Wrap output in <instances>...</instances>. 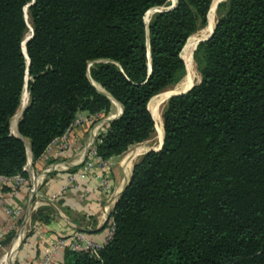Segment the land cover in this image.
<instances>
[{
    "label": "trees",
    "instance_id": "obj_1",
    "mask_svg": "<svg viewBox=\"0 0 264 264\" xmlns=\"http://www.w3.org/2000/svg\"><path fill=\"white\" fill-rule=\"evenodd\" d=\"M29 1L0 0L3 174H23L28 153L38 157L79 111L88 123L105 116L111 99L120 111L96 135V153L147 139L151 100L185 74L193 33L212 18V0H175L147 26L148 8L169 0ZM216 9L211 34L192 50L200 78L167 97L160 147L132 163L109 238L96 254L63 247L61 264H264V0ZM43 208L31 221L49 220Z\"/></svg>",
    "mask_w": 264,
    "mask_h": 264
},
{
    "label": "crops",
    "instance_id": "obj_2",
    "mask_svg": "<svg viewBox=\"0 0 264 264\" xmlns=\"http://www.w3.org/2000/svg\"><path fill=\"white\" fill-rule=\"evenodd\" d=\"M115 103V113H110V109L105 117L98 120L99 124L83 121L72 125L64 147H59V139L54 138L48 144V150L38 157L33 159L28 153L23 169L26 182L0 185V229L4 231L0 238L9 231L14 237L10 238L13 251H8L3 264H10L16 248L15 235L21 228L26 230L19 238L14 264H43L42 244L77 230L100 243L105 241L108 214L129 178L134 158L138 157L136 153L141 149L105 158L104 168L94 166L86 177L78 179L76 185H66V178L86 156L87 143L95 141L106 120L117 115L119 104ZM84 114V111H79L76 115ZM102 170L109 175V186L104 191L96 185V175ZM33 185L34 190L31 189ZM39 206L45 207L42 212L48 215V221H31V213ZM61 250L55 252L50 264H61Z\"/></svg>",
    "mask_w": 264,
    "mask_h": 264
},
{
    "label": "built area",
    "instance_id": "obj_3",
    "mask_svg": "<svg viewBox=\"0 0 264 264\" xmlns=\"http://www.w3.org/2000/svg\"><path fill=\"white\" fill-rule=\"evenodd\" d=\"M90 117V114H84L82 116L76 115L70 122L69 126L64 130V132L60 136H58L59 138L55 137V140L59 139V147H64L66 145V136L72 125L79 124L83 121H89ZM103 117H101V119ZM98 120H96L95 123L99 124ZM48 144L46 145L44 150H48ZM94 166L104 168L105 160L96 153L94 141H91L87 143L86 156L84 157L82 162L78 165L77 169L74 172L69 173V175L67 176L66 185H76L78 179L86 177ZM24 167L25 165L22 166V169H24ZM23 182H26V178L21 172H15L13 174L0 173V185L3 183L16 185ZM96 185L100 191H104L108 188L109 175L106 170H102L96 175ZM34 188L35 187L33 185L31 189L34 190ZM112 228V220L111 217H109L105 240L109 238ZM3 234L4 231L0 229V236ZM101 244L102 243L87 237L82 231L77 230L66 236H62L54 240L50 239L45 241V243L41 246L43 250L42 261L43 264H50L54 259L55 252L59 249H62L63 247H68L69 249H85L92 254H96V251L101 246Z\"/></svg>",
    "mask_w": 264,
    "mask_h": 264
},
{
    "label": "rangeland",
    "instance_id": "obj_4",
    "mask_svg": "<svg viewBox=\"0 0 264 264\" xmlns=\"http://www.w3.org/2000/svg\"><path fill=\"white\" fill-rule=\"evenodd\" d=\"M220 1H222V0H215L212 3V6H211V9H212V18H211L210 23L208 25L202 27V28L201 27L198 28L193 33L194 34L193 35V40L190 43V45L188 46L187 53H186L187 73L185 72V74L182 76V78L179 81H177L172 86H169L166 89H164L163 91H161L157 96H155L151 100V102L149 104V107H150V110L153 113V116H155V117L160 116L161 117V111H162V109L164 107V104L166 102V99H167V97L171 93L176 92V91H180L182 89H185L188 85H190L193 82L198 81V79L200 78L199 72L196 69V63H195V61H194V59L192 57V50L194 49L193 48L194 47L193 43L199 37V33H201V34L204 35L206 32H208V29L207 28L212 24V21H213V24H214V21L216 20L217 14H218V10L216 9V6H217V3L220 2ZM169 2H171V0H169ZM152 12H153V8H151L150 13H147L146 14L147 15V19L149 18V16L151 15ZM147 19L145 18V21H147ZM203 35H202L201 38H203ZM22 92L24 93L25 90H23ZM23 93H22V99H23ZM22 99H21V103H20L19 107L23 104V100L24 99L23 100ZM19 107H17V109H16L15 112H18L19 111ZM116 107H117L116 106V103L114 102L112 104L111 112L110 113H115V110H116L115 108ZM14 114H16V113H14ZM14 114L10 117L11 127H13L15 125L14 123L16 121ZM161 136H162V131L160 132V129L157 126H155L153 132L150 134V136L147 139L142 140V141L137 142V143H134V144H131V146H129V148H127L125 151H123V154H127V153H129L131 151L135 152L136 149H138L139 147H141V150L136 154V156H139L142 152H144L147 149L156 148L158 146V144H159V141H160ZM136 158H134V159H136ZM25 230L26 229H23L22 228L20 238L25 233ZM13 238L14 237H12V239ZM12 239L9 240L8 242H5L3 244L2 243L0 244V264H3L5 262V259L9 255L8 251L11 250L10 249V245H11L10 243H11ZM18 243H19V240H18V242L16 244L15 251L13 253L12 259L10 260V264H14V262H15L16 251L18 249Z\"/></svg>",
    "mask_w": 264,
    "mask_h": 264
},
{
    "label": "water",
    "instance_id": "obj_5",
    "mask_svg": "<svg viewBox=\"0 0 264 264\" xmlns=\"http://www.w3.org/2000/svg\"><path fill=\"white\" fill-rule=\"evenodd\" d=\"M32 0H30L28 3H30ZM174 1L175 0H171V2L168 4V5H166V6H164V7H162V6H160V7H157V6H154V7H150V8H148V9H150L151 10V8H153V11H156V10H161V9H166V8H169V7H171V6H173V4H174ZM211 3V2H210ZM209 7H210V5H209ZM148 9H146V10H148ZM209 9V8H208ZM145 10V11H146ZM24 11H25V6H24ZM208 11V10H207ZM207 15V14H206ZM24 17L26 18V13L24 12ZM143 20H144V18H143ZM148 20V19H147ZM216 21V20H215ZM215 21H214V23H215ZM145 22V21H144ZM145 26H147V21L145 22ZM213 26H214V24H213ZM213 26H212V28H213ZM29 28H30V32L28 33V34H25L24 35V37H23V39H22V41H21V47H22V51L24 52V55H25V57H26V71H27V65H28V59H27V55H26V53H25V41H26V39L31 35V32H32V30H31V26H29ZM212 28H211V30L209 31V33L206 35V36H204L203 38H200V39H198L197 41H199V40H202V39H205V38H207L210 34H211V32H212ZM189 36V35H188ZM197 41H196V43H197ZM195 43V44H196ZM194 47H195V45H194ZM193 47V48H194ZM185 64V63H184ZM199 80V79H198ZM26 82H27V75L24 77V87H23V89L27 92V90H26V87H25V84H26ZM92 83L96 86V87H98L93 81H92ZM194 83V82H193ZM193 83H191L190 85H188L185 89H183V90H180V91H176V92H173V93H178V92H183V91H185L186 89H188ZM99 88V87H98ZM100 90H103L101 87L99 88ZM105 93H107L105 90H103ZM173 93H171V94H173ZM112 101L114 100V99H111ZM26 101H27V98H26ZM26 101L19 107V114H20V112H21V110L23 109V107L25 106V104H26ZM115 101V100H114ZM119 111H120V106H119ZM119 111H118V113H119ZM117 113V114H118ZM19 114H18V116H19ZM116 116V115H115ZM113 117V116H112ZM16 123H17V120H16ZM161 126H162V124H161ZM11 131V130H10ZM12 133H14V134H17V129H16V133L15 132H13V131H11ZM161 140H162V136H161V138H160V141H159V144H158V146L156 147V148H152V149H157V148H159L160 147V144H161ZM20 231H22V228L20 229Z\"/></svg>",
    "mask_w": 264,
    "mask_h": 264
},
{
    "label": "bare ground",
    "instance_id": "obj_6",
    "mask_svg": "<svg viewBox=\"0 0 264 264\" xmlns=\"http://www.w3.org/2000/svg\"><path fill=\"white\" fill-rule=\"evenodd\" d=\"M215 0H212V3L214 2ZM212 3H211V5H210V9H211V6H212ZM209 9V10H210ZM151 11V10H150ZM150 11L148 12V13H150ZM145 18L147 19V15L145 16ZM26 19H27V16H26ZM146 22V21H145ZM28 23V31H27V33L26 34H28L29 32H30V28H29V22H27ZM208 23V22H207ZM207 25V24H206ZM212 25H213V21H212V24L207 28L208 29V32H206L204 35L203 34H201V33H199V37L196 39V41L198 40V39H200L201 37H202V35H203V37L204 36H206L208 33H209V30H211V27H212ZM196 41L193 43V45H195V43H196ZM185 61V60H184ZM185 64H186V62H185ZM186 73H187V66H186ZM183 90V89H182ZM26 97H27V92L25 91L24 93H23V99H22V97H21V99L23 100V103L26 101ZM113 102H116V101H114L113 100ZM149 104V103H148ZM151 111V110H150ZM18 114H19V111L18 112H16V114H14L15 115V119L17 120V117H18ZM154 120H155V125L160 129V132L162 131V126H161V117L160 116H158V117H155L154 116ZM15 125L13 126V132H15L16 133V121H15V123H14ZM141 149V147H139L137 150H140ZM137 154V153H136ZM133 155V154H132ZM20 235H21V231L20 230H18V232L16 233V235H15V239H14V244L16 243L17 244V242H18V240H19V238H20ZM13 244V245H14ZM14 250H15V248H14ZM11 252L13 251V246H12V248H11V250H10Z\"/></svg>",
    "mask_w": 264,
    "mask_h": 264
}]
</instances>
